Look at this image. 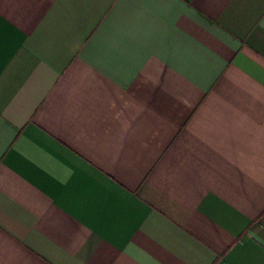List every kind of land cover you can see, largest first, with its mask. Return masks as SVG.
I'll return each instance as SVG.
<instances>
[{
	"label": "crops",
	"instance_id": "crops-1",
	"mask_svg": "<svg viewBox=\"0 0 264 264\" xmlns=\"http://www.w3.org/2000/svg\"><path fill=\"white\" fill-rule=\"evenodd\" d=\"M0 264H264V0H0Z\"/></svg>",
	"mask_w": 264,
	"mask_h": 264
}]
</instances>
